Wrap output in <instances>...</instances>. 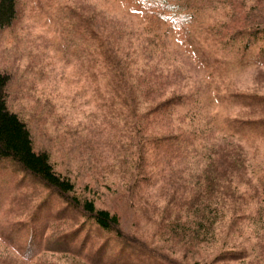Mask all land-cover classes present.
I'll use <instances>...</instances> for the list:
<instances>
[{"label": "rangeland", "instance_id": "obj_1", "mask_svg": "<svg viewBox=\"0 0 264 264\" xmlns=\"http://www.w3.org/2000/svg\"><path fill=\"white\" fill-rule=\"evenodd\" d=\"M147 4L165 19L194 14L200 27L181 23L178 31L166 21L152 27L136 12ZM170 5L169 13L160 8ZM18 8L15 23L0 33L9 107L78 195L118 214L122 229L148 253L122 255L115 234L69 214L51 191L4 162L0 264H264V135L231 124L264 117V38L240 32L234 46L214 48L219 62H204L208 67L202 51L194 55L188 45L197 32L210 34L207 23L218 40L264 24V0H19ZM101 32L112 56L128 61L119 83L133 86L126 107L128 93L115 90L116 70L96 48ZM167 98L173 99L168 115L146 116ZM234 156L249 165L247 175L235 176L249 198L237 204L245 218L218 223L214 238L191 248L187 237L203 206L197 178L229 168ZM238 249L248 257L224 254Z\"/></svg>", "mask_w": 264, "mask_h": 264}, {"label": "trees", "instance_id": "obj_2", "mask_svg": "<svg viewBox=\"0 0 264 264\" xmlns=\"http://www.w3.org/2000/svg\"><path fill=\"white\" fill-rule=\"evenodd\" d=\"M146 2L148 3V1ZM18 4L19 0H0V33L10 28L15 23L19 14ZM162 4L168 6L167 4ZM160 8L169 13L174 7L170 5L169 7ZM136 12L142 17L141 19H143V21H146L152 27H156L155 24L157 22L159 26H161L163 21L176 23V25L172 24V28L175 27L178 31L183 28L180 26L181 23L183 25H194L197 29L200 27V24L197 23V20L194 18V14L190 16L180 15L179 18H176L174 15H169L170 19H165L164 13H157L156 9L150 4L143 7L139 6ZM88 24L89 21L84 22L85 27ZM89 25L88 28H90ZM93 25L94 24L91 25L90 30L95 29ZM204 30L210 34L203 37L197 32V37L195 39H190L189 37L188 45L194 55H197L199 50L202 51L201 61H203L202 63L205 67L208 66L204 64V62L208 65L219 62L218 57H212L213 53H217L214 48L218 47L222 42H226L224 46L229 44L234 46L239 38L240 32L256 38H260L259 36L264 38V24L262 20L257 22L255 28L235 31L224 40H218L216 38V27L213 23H207ZM96 38L97 42H99L96 48H99L100 54H103L104 61L111 69L114 68L116 70H112L114 73L115 90L121 87V91L128 93V96H126L127 98H124V106L126 107L129 105V101L133 103V97H130L133 94V86H121L119 83H121V81L125 82L126 80L125 77L127 75L125 76V69L127 68L128 61L125 59L118 61L112 56L110 48H112L113 45L111 46L102 32L100 35L96 34ZM246 43V48H249V41ZM211 57L214 58L213 61ZM9 82L10 76L7 73L0 72V164L8 162L18 171L30 176L38 184L40 183L44 188L51 191V193L54 194L53 196L67 205L66 209L69 214L72 212L75 216L85 218L88 225L92 222L99 228L98 230H102L109 234H115L117 236L116 238L119 240L117 245L122 255L126 254V251H131L132 254L148 253L147 249H138L132 238L122 229L121 219L118 214L112 213L106 208H99L94 200L86 199L78 195L75 183L69 177L57 171L49 153L35 148L33 137L26 121L9 107L7 96ZM148 83L150 87L155 86V84L150 85V80H148ZM176 97L179 98L178 95H176ZM176 100L178 101L181 99ZM171 102L173 103L172 98L163 99L161 102L152 106L148 113H146V116L151 117V115L157 112L168 115L164 111H166V108L170 107L172 104ZM113 108H115L113 105L109 107V109ZM243 119L244 117L235 119L231 124L234 127L237 126V128L248 126L254 129L256 134L261 136L264 135V117L252 120ZM172 137V135L165 136L161 139L157 137V139H153L152 141L159 140V142H164L169 141ZM212 159L213 158L210 157L204 160L205 163L208 164ZM226 163H230L229 168L227 167L221 170L207 169L197 178L199 183L198 195L203 199V206L197 210L195 217L198 219L194 221L195 230L187 237L189 241L188 246L191 248L197 245L195 242H201V238H214V230L218 223L227 222L233 218H239L240 220L245 218V213L238 212L237 204L241 206L244 202H247L249 198L241 192L235 176L236 172L240 170L243 174L247 175L249 165L236 156L231 158L230 161L226 160ZM235 213L238 216H236ZM64 216V212H60L58 217L61 218ZM107 246L108 245L105 244L100 252H104ZM224 254L231 260L248 257L247 252L242 249L228 250L225 251ZM112 259L116 261L113 257ZM102 260L103 258L96 257V262H102ZM120 262L122 264L134 263L131 259L127 261L120 260Z\"/></svg>", "mask_w": 264, "mask_h": 264}]
</instances>
